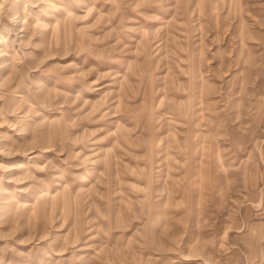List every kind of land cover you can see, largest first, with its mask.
Masks as SVG:
<instances>
[{
  "label": "rangeland",
  "instance_id": "374dc122",
  "mask_svg": "<svg viewBox=\"0 0 264 264\" xmlns=\"http://www.w3.org/2000/svg\"><path fill=\"white\" fill-rule=\"evenodd\" d=\"M0 264H264V0H0Z\"/></svg>",
  "mask_w": 264,
  "mask_h": 264
}]
</instances>
